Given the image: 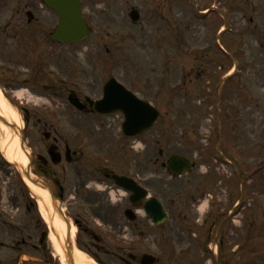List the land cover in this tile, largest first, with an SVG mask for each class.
Returning <instances> with one entry per match:
<instances>
[{"label":"rangeland","instance_id":"rangeland-1","mask_svg":"<svg viewBox=\"0 0 264 264\" xmlns=\"http://www.w3.org/2000/svg\"><path fill=\"white\" fill-rule=\"evenodd\" d=\"M81 4L90 34L76 44H64L44 37L57 20L38 1L0 0L2 95L4 88H11L27 107L55 121L70 143H76V135L78 144L94 139L89 142L94 166L100 162L120 166L125 160L133 168L134 159L138 163L142 158V173H147L143 154L151 152L155 140V152L168 144V153L194 154L196 167L182 179L189 181L180 185L186 190L194 182V189L217 194L218 207L235 200L234 215V208L229 212L233 215L229 236L236 244L249 239L253 264H264V0H81ZM26 5L38 14L40 28L26 27L25 20L9 23L14 11ZM131 8L140 14L137 22L128 16ZM223 20L228 26L219 34ZM229 58L236 59L237 72L219 89L222 73H230L235 65ZM109 77L160 113L153 126L131 142L132 147L129 139H121L120 113L91 117L67 102L69 89L89 98L100 97ZM5 98L11 106L15 104V98L8 94ZM17 112L21 121L23 115ZM219 136L220 158L214 155ZM11 143L12 138L0 129L1 208L21 228L24 204L30 200L33 215L48 227L39 214L38 200L26 192L20 170L13 164L21 162L16 148L13 162L9 161ZM241 188L245 197L240 202ZM228 192L233 196L227 197ZM207 198L210 195L202 199L198 216ZM173 227L178 240L180 232ZM12 232L0 226V259L13 257L6 248ZM71 241L93 264L99 263L85 250L82 236H73ZM48 243L51 259L60 264ZM101 259L113 264L111 257Z\"/></svg>","mask_w":264,"mask_h":264},{"label":"flooded vegetation","instance_id":"flooded-vegetation-1","mask_svg":"<svg viewBox=\"0 0 264 264\" xmlns=\"http://www.w3.org/2000/svg\"><path fill=\"white\" fill-rule=\"evenodd\" d=\"M33 10L32 5L15 10L9 23L13 20L21 23L30 12L32 21H26L27 25L39 24L38 14ZM75 96L85 104L79 94ZM22 104L29 171L47 184L61 207L65 205L64 215L71 231L74 227L78 230L76 233L73 230V236L84 238L85 250L98 264H107L101 259L105 257L113 258V264H253L249 239L236 244L229 236L238 204L234 200L231 204L228 201V206L218 207V195L200 187L194 189V182L185 190L180 184L189 181L182 180L188 173L172 177L167 169V160L175 153H168L170 145L155 152L158 141L152 142L151 152L143 154L147 173H142V158L138 163L134 159L133 168L124 164L125 160L120 166L109 165L115 166L114 170H109L103 162L94 166V161L84 152L85 147L68 142L55 121ZM85 105L84 112H92ZM34 135L38 138L33 139ZM137 139L130 138L128 146L132 147L131 142ZM136 151L140 157L142 152L139 148ZM181 155L191 160L190 171H193L194 154ZM217 156L220 158L221 152ZM159 170L161 174L157 176ZM92 173L97 180H93ZM112 173L133 178L140 189L131 192L124 185H117ZM206 195H210L208 214L200 217L197 211ZM229 195L233 196L228 192ZM152 199L160 203L165 216ZM24 205L21 228L12 222L13 215L7 216L0 205V226L15 232L8 235L12 242L6 244L13 257L0 259V264H55L50 257L47 227L33 215L32 201L27 200ZM230 208H234L232 216H229ZM171 214L174 216L170 217ZM173 225L180 232L178 240H175Z\"/></svg>","mask_w":264,"mask_h":264},{"label":"water","instance_id":"water-1","mask_svg":"<svg viewBox=\"0 0 264 264\" xmlns=\"http://www.w3.org/2000/svg\"><path fill=\"white\" fill-rule=\"evenodd\" d=\"M44 2L53 8L61 19V24L53 38L63 41H76L86 35V29L83 20L80 17V4L78 0H44ZM132 20H137V12L131 11L129 15ZM69 100L76 104L71 97ZM96 111L101 113H110L113 110L120 109L124 114L123 131L126 135H135L146 130L158 116L157 111L145 102H140L127 92L121 85L109 80L104 86V99L96 102L94 105ZM13 128L12 124L6 123ZM168 167L173 175H180L188 170L189 163L178 156H172L168 161ZM31 182L37 183L31 179L28 173H24ZM66 256L69 264L71 262L70 242L67 235Z\"/></svg>","mask_w":264,"mask_h":264},{"label":"bare ground","instance_id":"bare-ground-1","mask_svg":"<svg viewBox=\"0 0 264 264\" xmlns=\"http://www.w3.org/2000/svg\"><path fill=\"white\" fill-rule=\"evenodd\" d=\"M0 115L5 117L8 121L14 122L19 127L21 121L19 114L16 109L9 105L6 99L2 96L0 91ZM0 129L6 133L9 138H12V143L9 148L10 155L8 156L9 161L13 162L12 151L16 148L21 157V163L15 162L17 167L23 168L24 163L27 160L24 154L20 151L19 137L17 133L10 130L5 124L0 122ZM23 163V164H22ZM22 180L26 187L30 190L32 195L38 200V207L43 220L47 223L50 228L54 229V232L49 234V241L59 256L61 264H67L66 253H65V236H66V225L62 218L52 209L49 202V195L46 190L31 183L26 177H22ZM72 236V232H71ZM73 263L74 264H93L88 256L80 249L73 247L72 250Z\"/></svg>","mask_w":264,"mask_h":264}]
</instances>
